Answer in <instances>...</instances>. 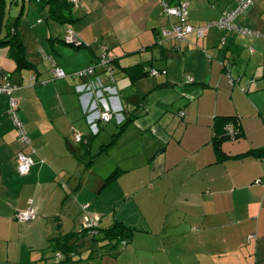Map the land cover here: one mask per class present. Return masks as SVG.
Returning a JSON list of instances; mask_svg holds the SVG:
<instances>
[{
  "label": "crops",
  "instance_id": "0c3cea01",
  "mask_svg": "<svg viewBox=\"0 0 264 264\" xmlns=\"http://www.w3.org/2000/svg\"><path fill=\"white\" fill-rule=\"evenodd\" d=\"M64 1L70 23L54 21L49 5L36 1L21 8L15 26L14 1L0 3V38L15 32L30 67L18 69L10 47L1 45L0 82L18 88L19 118L35 150L34 165L21 176L18 154L30 148L19 142L0 95V264L61 262L66 256L54 239L69 233L78 247L71 264H264V157L253 155L264 149V0H252L234 19L259 37L212 25L234 0ZM179 2L189 4L188 24L203 37L162 36L178 22L163 3ZM69 30L79 48L64 43ZM103 48L113 75L97 74L116 88L124 120L109 122L119 130L99 122L94 134L76 92L84 81L72 75L96 65ZM52 61L66 78L53 77ZM225 118L241 136L216 145ZM84 205L101 230L121 222L134 231L116 245H91L79 234ZM29 208L32 221L14 219Z\"/></svg>",
  "mask_w": 264,
  "mask_h": 264
},
{
  "label": "built area",
  "instance_id": "2783aa9c",
  "mask_svg": "<svg viewBox=\"0 0 264 264\" xmlns=\"http://www.w3.org/2000/svg\"><path fill=\"white\" fill-rule=\"evenodd\" d=\"M28 1V0H26ZM236 7L233 10L223 14L221 18L214 22L212 25L215 26L219 31L226 32L231 31L242 36H257L260 35L253 32L250 29L238 27L234 24V19L244 12L252 5V0H234ZM165 14L169 17H176L178 22L176 24L170 23V30L162 32L163 37L174 38L179 41L185 40L186 36L195 33L197 37H203L204 30L201 28H194L188 24V13L189 4L186 2H179L176 5H168L163 3ZM211 25H208V27ZM64 43L70 46L79 48L82 43L78 38V35L69 30L64 38ZM97 69L113 75L112 59L108 55L106 48H103L102 54L98 59L96 65L89 66L83 70H80L72 75L74 78L83 80L84 82L76 86V92L81 95V100L85 104L84 112L86 113V120L90 126V130L97 134L99 131L98 123L105 122L109 123L114 118L116 122L121 123L124 120L123 108L120 102H116L115 98L116 88L105 87L97 74ZM1 70V68H0ZM52 73L55 79L66 78L65 73L58 68L52 61ZM165 73V72H164ZM151 76H156L158 72L156 70H150ZM35 78L31 79L34 82ZM192 79L187 78L188 84L192 83ZM18 88L11 83L3 84L0 82V95L6 96L8 99L7 113L13 126L17 132L18 140L23 147L30 148L28 154L20 152L18 154V172L21 176L28 175L31 167L34 165L32 158L35 155V150L31 147V140L26 134L25 128L19 118L18 114V100L14 97V93ZM108 97H106V95ZM180 113V116H183ZM225 134L230 140H235L239 134V130L234 122H228L225 125ZM75 139L77 142L81 141V137L76 135ZM40 163H44L43 160H39ZM87 205L83 206V210L86 214ZM35 218V210L29 208L25 211L17 212L14 219L19 223H29ZM100 225L99 217H90L89 215L84 216L82 229L86 230L90 236H97Z\"/></svg>",
  "mask_w": 264,
  "mask_h": 264
},
{
  "label": "trees",
  "instance_id": "16d2710c",
  "mask_svg": "<svg viewBox=\"0 0 264 264\" xmlns=\"http://www.w3.org/2000/svg\"><path fill=\"white\" fill-rule=\"evenodd\" d=\"M36 1L39 3L45 2L47 5H49V14H50V17L54 21L60 22V23H70L71 22L70 4L68 2H65L64 0H36ZM0 3L2 4V0H0ZM2 13H3V9L1 7L0 8V18L2 16ZM20 19H21V14L15 19L14 26L19 22ZM0 35H1V32H0ZM1 45H8L10 47L9 49L10 57L16 62L18 69L30 68L24 57V48L22 45V41L20 40V38L17 36L15 32L12 33V31H8L5 37L0 38V46ZM138 69H139L138 67H135V68L129 69V72L135 73V72H138ZM144 74L145 73H143V75ZM232 120H233L232 118L223 119V121L225 122V125ZM129 121H131V118H128L126 122H129ZM123 127L124 126H121L120 130H122ZM240 136L241 135L239 132L236 139H239ZM222 140H230L226 136L225 130L223 132L222 137L216 138V142H215L216 145H218L219 142H221ZM253 155L264 157V149L253 152ZM223 157L224 156H222V154L218 152V158H223ZM116 176H117V172L112 173L105 182L108 183L110 181H113L116 178ZM133 231H134L133 229L124 226L121 222H115L111 228L105 229V230H101L100 225H99L97 236H90L87 233V231L84 229H82V231L79 232V234L82 235L81 238L85 236L89 237L87 242H89L91 245H94V243L98 244L101 242H107L108 244L116 245L128 239L131 236ZM75 234L76 233H69L62 238L54 239V241L56 242L55 247L58 250H60L63 255L66 256V259L61 262L53 263V264H71L70 262V259L72 256L71 253H77V250H78V247L72 242V239L74 238ZM91 250L92 249H90V251ZM93 253L94 251H92V253L90 254L91 258H93L92 256Z\"/></svg>",
  "mask_w": 264,
  "mask_h": 264
},
{
  "label": "rangeland",
  "instance_id": "374dc122",
  "mask_svg": "<svg viewBox=\"0 0 264 264\" xmlns=\"http://www.w3.org/2000/svg\"><path fill=\"white\" fill-rule=\"evenodd\" d=\"M12 1H14V3L15 4H12V6H11V12H10V17H12L14 20H15V18L19 15V13H20V11H21V8H23L24 9V11H25V9H28L29 8V6H30V8H32L33 6H38L37 4H36V0H31V3L30 4H28L27 2L28 1H24V3H23V0H6V2H7V5H10V2H12ZM24 4V6L22 7V5ZM26 12V11H25ZM37 16L38 17H42L40 14L38 15L37 14ZM43 17H44V15H43ZM13 20V21H14ZM111 124V125H110ZM103 125H105V126H108V125H110V126H112V128H114L115 130H119V127L118 126H116L115 125V123L114 122H112V123H107V124H103ZM100 127H101V125H99ZM87 130V129H86ZM97 143L99 144V146L101 145L100 143H101V141H100V136L97 138ZM109 157H111V155H109ZM107 155H105L103 158H105L104 160H108V158H109ZM36 159V158H35ZM100 200H104V195H101L100 196ZM83 220V217L81 218V222H83L82 221ZM86 254V252L85 253H83V255H85ZM79 264H81V263H79Z\"/></svg>",
  "mask_w": 264,
  "mask_h": 264
}]
</instances>
